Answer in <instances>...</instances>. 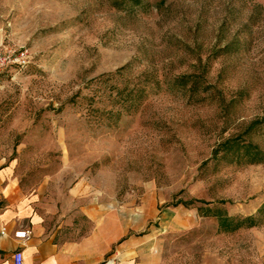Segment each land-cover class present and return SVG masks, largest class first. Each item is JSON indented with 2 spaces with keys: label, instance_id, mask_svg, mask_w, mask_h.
Returning a JSON list of instances; mask_svg holds the SVG:
<instances>
[{
  "label": "rangeland",
  "instance_id": "rangeland-1",
  "mask_svg": "<svg viewBox=\"0 0 264 264\" xmlns=\"http://www.w3.org/2000/svg\"><path fill=\"white\" fill-rule=\"evenodd\" d=\"M0 43L22 187L115 200L154 264H264V0H0Z\"/></svg>",
  "mask_w": 264,
  "mask_h": 264
},
{
  "label": "crops",
  "instance_id": "crops-1",
  "mask_svg": "<svg viewBox=\"0 0 264 264\" xmlns=\"http://www.w3.org/2000/svg\"><path fill=\"white\" fill-rule=\"evenodd\" d=\"M10 166L0 163V264H154L148 238L132 234L115 200L86 198L84 185L66 191L48 185L24 188ZM88 203V206H86ZM28 229L26 240L17 231Z\"/></svg>",
  "mask_w": 264,
  "mask_h": 264
},
{
  "label": "built area",
  "instance_id": "built-area-1",
  "mask_svg": "<svg viewBox=\"0 0 264 264\" xmlns=\"http://www.w3.org/2000/svg\"><path fill=\"white\" fill-rule=\"evenodd\" d=\"M28 53L22 49L11 47L0 43V75L5 73L12 66L18 65L23 66L27 63ZM31 231L28 229H23L17 231V237L21 239H28L30 237ZM15 264H24V252L17 251L14 254Z\"/></svg>",
  "mask_w": 264,
  "mask_h": 264
}]
</instances>
